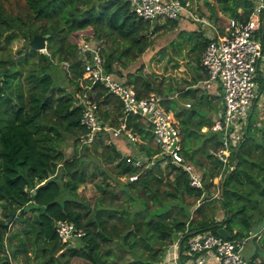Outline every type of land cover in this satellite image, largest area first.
I'll return each instance as SVG.
<instances>
[{
    "label": "trees",
    "instance_id": "obj_1",
    "mask_svg": "<svg viewBox=\"0 0 264 264\" xmlns=\"http://www.w3.org/2000/svg\"><path fill=\"white\" fill-rule=\"evenodd\" d=\"M216 2L217 8L207 1L210 17L216 21L217 11L248 18L254 6L253 0ZM261 18L259 32L264 33V8ZM165 20L155 24L152 32L168 22L169 26L178 22L176 17ZM150 27L151 21L129 10L127 0H0V202L8 206L9 218L16 214L23 221L9 231L8 223L0 218V264H13L6 253L7 245L16 260L19 253L24 254L23 264H162V254L168 248L165 245L179 239L183 248L193 232L211 229L218 233L224 226L230 237L250 233L256 237L264 227V118L259 119L257 114L259 97L248 112L247 129L232 145L225 167L211 152L221 145L219 131L211 128L214 119L198 107L177 105L169 95L162 98L179 123L185 160H192L198 170L204 169L200 171L204 189L189 183V173L181 165L163 163L157 157L154 165L139 168L126 160L114 143L102 140H97L103 144L98 146L100 152L107 162H114V168L108 170L98 161V167L87 170L84 163L88 155L94 156L90 149H98L96 143L81 144L79 140L86 127L80 123V106L74 102L73 92L80 87L79 79L86 81L89 77L79 44L93 38L94 45L100 47L105 70L123 74L138 94L160 91L161 85L153 84L143 74V67L130 66L150 46ZM188 31L192 35L199 30ZM37 32L48 33L46 51L29 44ZM73 34L80 37L72 39ZM208 39L200 37L189 49L196 50L195 61H186L193 70V82L198 80L200 53ZM16 40L20 41L18 47L14 45ZM85 52L90 58L93 49ZM54 59L69 62L67 74L76 86L74 91L56 85L50 71ZM117 62L120 67L114 66ZM257 79L264 93V71ZM198 89L191 86L185 91L193 95ZM93 92L103 118L115 122L120 102L116 101L114 107H101L116 97L98 81L93 83ZM128 125L139 134L140 147L150 156L157 154L159 147L150 126L136 116L128 117ZM204 125L208 128L203 129ZM65 136L73 137L71 155L60 146ZM205 160L207 168H203ZM57 164L62 165L60 171ZM134 173L137 177L133 179L118 176ZM220 174L219 200L224 214L218 219L211 187L213 177ZM89 175L100 176L96 181L99 192L92 205L82 203L76 193ZM187 196L193 199L187 200ZM60 218L72 220L84 230L77 244L59 237L55 220ZM111 242L116 243L122 256L124 249L131 257L121 260L109 255L105 250ZM259 252L257 247L250 257L247 255V264H264V259L256 260Z\"/></svg>",
    "mask_w": 264,
    "mask_h": 264
},
{
    "label": "built area",
    "instance_id": "obj_2",
    "mask_svg": "<svg viewBox=\"0 0 264 264\" xmlns=\"http://www.w3.org/2000/svg\"><path fill=\"white\" fill-rule=\"evenodd\" d=\"M127 1L130 11L151 23L158 21L155 23L157 25L161 24L160 20L167 19L166 17L178 18L183 14L204 28L214 26L207 14L188 7V0ZM253 1V11L248 18L230 15L223 23L222 31L215 28L213 32H209V40L200 56V65L205 72V77L199 80L200 86L206 89L218 87L221 90L222 107L211 125L213 130L219 131L221 145L211 152L223 166L230 159L231 146L243 136L246 112L251 109L255 98L264 94L257 79L258 74L264 71V33L259 32L264 0ZM155 24H151L150 33ZM87 49H93L90 58L86 57ZM78 50L81 57L85 58L82 63L89 74L86 81L79 79L80 87L73 92L74 102L80 106V123L86 127L81 140L84 143L103 141L102 137H98L100 133L106 132L109 138L124 136L128 141L137 144L140 140L139 134L128 125V117L136 116L150 126L159 151L152 156L124 153L123 157L139 168L154 165L157 157L163 163L181 165L189 173V183L204 189L202 174L190 161L185 160L179 123L174 111L163 104V97L153 91L138 94L133 84L105 70L98 45L91 46L88 41L83 40ZM96 81L120 102L122 114L118 121L111 122V118H103L98 99L93 92V83ZM185 104L191 105L189 101ZM135 177L137 173L128 174L130 179ZM220 192V186L217 185L212 197ZM55 227L61 240L67 243H72L84 234L82 228L66 218L56 219ZM246 239L247 236L230 237L211 229L196 231L189 235L183 248L181 240L176 239L173 242V254L167 253L162 264H247Z\"/></svg>",
    "mask_w": 264,
    "mask_h": 264
},
{
    "label": "rangeland",
    "instance_id": "obj_3",
    "mask_svg": "<svg viewBox=\"0 0 264 264\" xmlns=\"http://www.w3.org/2000/svg\"><path fill=\"white\" fill-rule=\"evenodd\" d=\"M205 12V11H204ZM208 14V12H205ZM228 16H226L224 19H221L223 21V23L226 22ZM167 19H173V18H169L166 17ZM155 20V19H153ZM160 23H164V20H160ZM158 21L155 20V22L151 23V24H155ZM178 23L176 22V25ZM175 25L174 26H169V22L167 24L162 25V27H160L158 30H156L155 32H152V37L153 40L150 44V46L140 55H138L137 60H133V62L130 63L131 68H135L136 66H141L143 67V74H145L146 76H148L150 79L153 80V84H159L161 85V90L158 91L156 89L152 90L153 92L159 94L162 97H166L167 95H173L174 98V103H176L177 105L181 106L180 104H184L185 102L189 101L191 103L190 106H195L201 109H205L209 103L206 102V100L204 98L199 99V94L200 93H204V95L206 94V88L203 86H199L200 88L197 90L196 94L191 95V93L186 92L185 90H179L181 87L185 86L191 79V72L189 67L186 65V61L189 62H194L195 61V56H193L196 52V50H189L191 48V46L199 41L200 36L198 32H194V34L189 35V33H191V31L188 30H182V31H177L175 30ZM162 31V32H160ZM79 35H72V39H76L79 38ZM173 39V40H172ZM86 41L89 42V44L91 46L94 45V43H96V41L93 38H87L84 39ZM14 45L15 47H18L20 45V41L16 40L14 41ZM165 46L163 49V52L159 51L160 47ZM41 51H46V48H44ZM165 52V53H164ZM164 53V54H162ZM152 56V57H150ZM35 59H37V56H34ZM55 62H53V64L50 67V71L53 75L54 81L56 83V85H62L64 87H66L65 89L67 91H74L75 89V85L74 83L70 81V79L68 78L70 75L69 72V62L66 60H58V59H54ZM114 66L119 67L120 63L117 62L114 64ZM69 75H68V74ZM190 79V80H189ZM198 86V85H195ZM186 87V86H185ZM191 87V86H190ZM194 88V86H192ZM187 88V87H186ZM219 95V94H218ZM217 95V97H218ZM112 102H107V103H102L101 107H114L115 101L114 98H111ZM117 101V100H116ZM118 110L115 111V114L119 116L122 114V109L120 108V110L117 112ZM247 113L245 117H247ZM207 114V113H205ZM257 114L259 116V119L264 118V95H262L260 98H258V104H257ZM115 121H118V117ZM244 117V118H245ZM246 125V123H245ZM244 125V128L246 127ZM205 129V128H204ZM100 137H98V139H103L104 143L110 144L111 142L114 143L111 139H115V137H110L108 136V134L106 132H102L99 134ZM118 138V137H116ZM80 142L81 144L84 143L81 140V136H80ZM119 142H121L120 140H118ZM91 145L92 143H96V145H94L98 151H94L92 149H90L91 153L94 155H88L85 158H88L85 161V166L87 168L88 171H91L93 169V167H98L97 166V162L99 161V165L106 167L108 170H112V168H114V162H107V160L104 159V156L101 154L100 149L101 147L98 146H102V143H99L97 141H91L89 142ZM122 143V142H121ZM139 144V143H137ZM60 146L64 149L65 153L67 155H71L74 151V146H73V137L71 136H65L63 139H61L60 141ZM121 146V145H118ZM98 157V158H97ZM202 160H204V158H201V162ZM208 160H205V164L208 165ZM203 162V164H204ZM62 165L57 164V168L58 171H60ZM207 168V166H205ZM196 168V167H195ZM197 169V168H196ZM198 170V169H197ZM204 169L198 170L203 171ZM207 172V171H204ZM202 173V172H200ZM208 174V173H207ZM66 175V174H65ZM120 177V179H125L126 176L125 174H119L118 175ZM99 175L97 176H88V178L85 180V182H83L82 184H80L78 186V189L76 191V193H78V196H80V200L82 201V203L88 202L90 205L93 204L97 193L99 192L96 186V181L99 180ZM219 176L214 178V181H218ZM26 188V187H25ZM216 187H214L212 189V193L216 191ZM219 195L220 193L215 196V205L217 206V211H216V217L222 218L223 217V207L219 206L220 200H219ZM122 196V194H121ZM216 198H218L216 200ZM187 200H191L193 199V196H187L186 197ZM7 210H8V206L5 204H2L0 202V218H2L4 220V222L8 223V227L7 229H9V231L13 230V228L17 227V226H21L23 224V221H21L18 216L15 214L14 216L12 215V218H9L7 215ZM26 214L30 215L31 211H27ZM9 219V220H6ZM264 229V227L262 228ZM262 229H260L258 235H256V237L252 236L253 234L250 233V235L247 236L246 239V246H245V254L246 256L248 255L249 257L251 256V254H253L254 250L258 247L260 249L259 254L256 256V260L259 261L261 259H264V247L261 246V242H262V237L264 236V231L263 233H261ZM78 239H74L71 242H68V244H77ZM112 246H109L105 251L109 254V255H113L112 257H117L121 260L123 259H128L130 258V253L126 250L123 249V256L120 252L119 249H117L116 247V243L115 242H111ZM165 247H168L166 250H164V253L162 254V260L164 258V256L167 253L173 254L174 249V245L173 243L171 245H165ZM159 249V248H158ZM170 251V252H169ZM6 253L8 254V256L12 259V263L13 264H23L24 263V254L23 253H19V255H17V260L15 257H13L12 252H11V247L10 246H6ZM169 254V255H170ZM247 256V257H248ZM248 259V258H247Z\"/></svg>",
    "mask_w": 264,
    "mask_h": 264
},
{
    "label": "crops",
    "instance_id": "obj_4",
    "mask_svg": "<svg viewBox=\"0 0 264 264\" xmlns=\"http://www.w3.org/2000/svg\"><path fill=\"white\" fill-rule=\"evenodd\" d=\"M190 2V5L188 7L192 8V9H196L198 12H202V13H205V12H208L205 13L207 14L209 17H210V8L209 6L207 5V1H210L212 4H214V6L217 8V2L216 0H188ZM205 11V12H204ZM217 15L219 17L218 21L216 20H213L211 17L210 19L213 21V24L214 26L213 27H206L204 28V26H202L200 23L196 22V21H193L191 18L187 19L185 17H187V15H181L178 17V24L175 25V30H177L178 32L180 31V29H188V30H199V36L202 37V36H205L207 38L208 37V34L209 32H213L215 28H218L219 30L218 31H222L223 30V21L221 19H224L226 17V15H224L223 13H221L220 11H217ZM185 16V17H184ZM191 19V20H190ZM209 40V39H208ZM203 50H201V53H202ZM201 53H200V56H201ZM200 59V58H199ZM198 71L199 72V76L197 77L198 80L196 82H193V79H194V75H193V70L190 68V72L192 74L191 76V79L185 86L186 87H190V86H194V87H197L195 85H198V87L200 86L199 85V80L202 79L203 77H205V72L202 70L201 68V65H200V62H199V65H198ZM120 67V66H119ZM121 72H123V68L121 67L120 68ZM127 69H124V72H126ZM121 78L125 79V76L122 74V75H119ZM191 81L193 83H191ZM183 86L181 87L179 90H185L186 87ZM200 88V87H199ZM197 92V91H196ZM195 92V93H196ZM201 94H204V93H200L199 95ZM208 94V96H207ZM219 94V95H218ZM218 95V97H217ZM171 97H173V95H169ZM208 104V106L205 108V109H201V111L203 113H207L209 116H211L213 119L216 117V115L219 113V111L221 110V107H222V103H221V100H222V96H221V90L220 88L218 87H211L210 89H206V95L203 97ZM116 98H114V101L115 103L116 102ZM185 104V103H184ZM108 108V107H107ZM207 127V126H203V129ZM208 128V127H207ZM206 129V128H205ZM245 129V128H244ZM246 130V129H245ZM113 137V136H111ZM114 138V137H113ZM140 138V137H139ZM114 144L117 146V148L122 152V154L124 153H132V154H144L146 155L147 152L140 147V144H134L130 141H128L126 139V137L124 136H119L118 138H115V139H111ZM118 140H120L121 142H119ZM239 142V140L236 142V144ZM140 143V142H138ZM118 145H121V146H118ZM231 149H232V146H231ZM231 149H230V153H231ZM148 155V154H147ZM150 156V155H148ZM152 156V155H151ZM192 164V160L190 161ZM208 162V161H207ZM222 163V162H221ZM194 165V164H193ZM196 166V165H195ZM207 166L204 162L203 164V168ZM225 167V166H223ZM196 168L200 169L198 166H196ZM126 178L128 177V174L126 175ZM219 176V179L218 181H214V178L215 177H218ZM220 179H221V174L220 175H216L213 177V182H214V185L211 187V189H213L214 187H216L217 185L220 186ZM221 188V187H220ZM221 190V189H220ZM221 193V192H220ZM215 197V196H214ZM199 202V201H198ZM219 206H221V204H219ZM216 211H217V206H216ZM224 214V213H223ZM216 216V214H215ZM220 219V218H219ZM253 234V233H252Z\"/></svg>",
    "mask_w": 264,
    "mask_h": 264
},
{
    "label": "water",
    "instance_id": "obj_5",
    "mask_svg": "<svg viewBox=\"0 0 264 264\" xmlns=\"http://www.w3.org/2000/svg\"><path fill=\"white\" fill-rule=\"evenodd\" d=\"M47 36H48V33L37 32L29 39V44L35 49L43 50L44 48H46V44H47L46 37ZM245 126H246L245 129H247L248 119L246 121V125ZM219 232L222 235H227V233H226V231H225V229L223 227H221L219 229Z\"/></svg>",
    "mask_w": 264,
    "mask_h": 264
}]
</instances>
